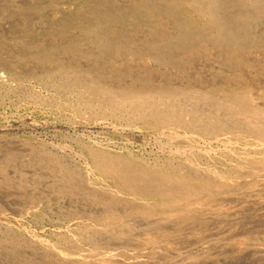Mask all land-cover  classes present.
Returning a JSON list of instances; mask_svg holds the SVG:
<instances>
[{
	"label": "rangeland",
	"instance_id": "374dc122",
	"mask_svg": "<svg viewBox=\"0 0 264 264\" xmlns=\"http://www.w3.org/2000/svg\"><path fill=\"white\" fill-rule=\"evenodd\" d=\"M72 1L63 0L57 48L44 28L0 19V264H264V0H218L217 18L192 8L200 30L186 47L104 48L80 42L79 25L103 18ZM115 1V13L149 34L133 18L136 0ZM127 95L179 111L154 118ZM97 154L188 181H169L179 186L171 206L165 191H134L103 172ZM195 186L202 212L179 192ZM105 227L128 235L99 242Z\"/></svg>",
	"mask_w": 264,
	"mask_h": 264
},
{
	"label": "bare ground",
	"instance_id": "6f19581e",
	"mask_svg": "<svg viewBox=\"0 0 264 264\" xmlns=\"http://www.w3.org/2000/svg\"><path fill=\"white\" fill-rule=\"evenodd\" d=\"M201 1V2H200ZM74 0L72 1L73 4L80 6V7H90L93 11L97 12V14H100L103 19L98 18L94 22L89 23H82L79 25V27L82 29V37L80 38V42H88L90 44H96L98 47H107L108 45L114 46V45H134V44H143V45H155V46H185L190 41V37L197 33V30H200L198 27V23H195L201 19L202 17H212L217 18V11L216 5L218 0H136V5L133 6L134 12L138 11V17L134 15V19L138 22H143V24L146 26L147 31L149 34L140 35L138 33L139 30L135 27V25H130L127 22L130 21V19H125L122 14L115 13L114 9L118 7L116 5L115 0ZM239 3V2H238ZM234 5V4H233ZM232 5V6H233ZM245 5V4H244ZM136 6V7H135ZM241 6V5H240ZM239 6V7H240ZM219 7V5H218ZM245 7V6H244ZM135 8L137 10H135ZM194 8L197 10L199 17L192 14L191 15V9ZM254 8V7H253ZM220 10V9H219ZM249 10V9H248ZM256 10V9H255ZM221 11V10H220ZM246 12V11H245ZM235 13V12H234ZM252 13V12H251ZM63 0H0V19H4V24L10 25V27L15 26V24L22 25L24 29L27 31H32L34 27L44 28L45 31L49 34L50 37V46L53 48H57L60 45H62V28L64 25L63 21ZM97 16V15H96ZM240 16V15H239ZM257 16V15H256ZM240 18V17H239ZM117 21L119 24H114V22ZM231 21V20H229ZM236 21V20H235ZM240 21V20H239ZM243 21V20H242ZM135 23V21H133ZM137 23V22H136ZM210 23V22H208ZM221 23V22H220ZM223 23V22H222ZM234 23V22H233ZM1 24V23H0ZM238 24V22H237ZM258 24V23H257ZM108 25H111L112 31L111 34L105 33L104 29L105 27H108ZM213 25V24H212ZM216 25V24H215ZM4 26V25H3ZM259 26V25H258ZM205 27V26H203ZM239 27V26H238ZM247 27V26H246ZM252 27V26H251ZM6 28V27H5ZM243 28V26H242ZM241 28V29H242ZM237 29V28H235ZM250 29V28H249ZM142 30V28H141ZM209 30V29H208ZM248 30V29H247ZM143 31V30H142ZM218 31V30H217ZM259 31V30H258ZM14 32V31H13ZM248 32V31H247ZM253 32V31H252ZM256 32V31H255ZM199 33V31H198ZM203 33V32H202ZM217 33V32H216ZM215 33V34H216ZM220 33V31H219ZM240 33V32H239ZM251 33V32H250ZM223 34V33H221ZM16 35V34H15ZM230 35V33H229ZM257 35V34H256ZM18 36V35H17ZM203 36V35H202ZM223 36V35H222ZM233 36V35H232ZM259 36V35H258ZM43 37V36H42ZM215 37V36H214ZM241 37V36H240ZM245 37V36H244ZM35 38V37H34ZM33 38V39H34ZM213 38V37H212ZM225 38V35H224ZM243 38V37H242ZM251 38V37H250ZM47 39V38H46ZM193 39V38H192ZM211 39V38H210ZM219 40V38H217ZM36 40H41L40 36H36ZM234 40V39H233ZM244 40V39H243ZM246 40V39H245ZM17 41V40H16ZM79 41V40H77ZM260 41V40H259ZM262 41V40H261ZM215 42V40H214ZM223 42V41H222ZM256 45H259L256 43ZM196 46V45H195ZM76 47V46H75ZM186 47V46H185ZM256 47V46H255ZM150 48V47H149ZM170 48V47H169ZM205 49V47H204ZM222 49V48H221ZM63 50V49H62ZM82 50V49H81ZM100 50V49H99ZM133 50V49H132ZM57 51V50H56ZM83 51V50H82ZM135 51V50H134ZM23 52V51H22ZM75 52V51H74ZM98 52V50H97ZM129 52V51H128ZM138 52V51H137ZM182 52V51H181ZM187 53V51H185ZM111 53V52H110ZM183 53V52H182ZM250 53V52H248ZM54 54V53H53ZM131 54V52H130ZM218 55V54H217ZM99 57V56H98ZM44 58V57H43ZM228 58V57H227ZM84 59V58H83ZM59 60V59H57ZM176 60V59H175ZM187 60V59H186ZM232 60V59H231ZM113 61V60H112ZM226 62V61H225ZM70 63V62H69ZM105 63V61H104ZM241 64V63H240ZM51 65V64H50ZM56 65V64H55ZM71 65V64H70ZM58 66V65H56ZM229 66V65H228ZM50 67V66H49ZM96 69V68H94ZM93 69V70H94ZM56 71V70H55ZM61 71V70H60ZM237 71V70H236ZM62 72V71H61ZM76 72V71H75ZM107 72V71H106ZM238 72V71H237ZM54 73V72H53ZM66 73V72H65ZM64 75V74H63ZM66 75V74H65ZM78 75V74H77ZM118 75V74H117ZM101 76V75H99ZM68 77V76H67ZM152 77V76H151ZM59 78V77H58ZM63 79V78H62ZM96 79V78H95ZM109 79V78H108ZM60 80V78L58 79ZM57 80V81H58ZM91 81V80H90ZM97 81V80H96ZM131 81V80H130ZM26 82V81H25ZM107 83V82H106ZM7 88V87H6ZM31 88V87H30ZM118 88V87H117ZM170 88V87H169ZM68 89V88H67ZM123 89V88H122ZM167 89V88H165ZM171 89V88H170ZM99 90V89H98ZM113 92V91H112ZM204 92V91H203ZM77 93V92H76ZM79 93V92H78ZM110 93V91L108 92ZM164 94V93H163ZM169 94V93H168ZM254 94V93H253ZM76 95V94H75ZM117 95V94H116ZM207 95V94H206ZM215 95V94H214ZM218 95V94H217ZM255 95V94H254ZM151 96V95H150ZM167 96V95H166ZM169 96V95H168ZM65 97V96H64ZM67 97V96H66ZM69 97V96H68ZM99 98H102L101 96ZM167 98V97H166ZM204 98V96H203ZM68 99V98H67ZM126 99L131 105L139 104L140 102H143L144 108H146L147 111H149L150 115H152L154 118H161L166 117L165 120H170L172 117L177 116L176 111H171L168 113H163L160 111L159 107H157V103L149 97H143L142 101L141 99L137 98L134 95H127ZM214 99V97L212 98ZM217 100V99H216ZM82 101V100H81ZM70 102V101H69ZM114 102V101H113ZM173 102V100H172ZM213 102V101H212ZM199 103V102H198ZM197 103V105H198ZM113 104V103H112ZM122 104V103H121ZM168 104V103H167ZM183 104V103H182ZM204 104V103H203ZM108 105H111L108 104ZM119 105V104H118ZM123 105V104H122ZM195 105V104H194ZM141 106V105H140ZM116 107V106H115ZM173 107V106H172ZM205 107V106H204ZM207 107V106H206ZM110 108V106H109ZM129 108V107H128ZM182 108V107H181ZM262 108V107H261ZM113 109V107H112ZM118 109V108H117ZM140 109V108H139ZM184 109V108H183ZM203 109V108H201ZM200 110V109H199ZM119 111V110H118ZM205 111V109H204ZM221 112V111H220ZM224 112V111H223ZM125 113V112H124ZM182 113V112H181ZM180 113V114H181ZM200 113V112H199ZM189 114V113H188ZM192 114V113H191ZM132 115V114H131ZM221 115V114H220ZM229 115V114H228ZM127 116V115H126ZM191 116V115H189ZM197 116V115H196ZM201 116V115H200ZM264 116V115H263ZM125 117V116H124ZM128 117V116H127ZM225 118V117H224ZM239 118V116H238ZM248 118V117H247ZM178 119V117H177ZM190 119V118H189ZM201 119V118H200ZM221 119V118H220ZM252 119V118H251ZM32 120V119H31ZM239 120V119H238ZM259 120V119H258ZM261 120V119H260ZM179 122V121H178ZM211 122V121H210ZM241 123V122H240ZM244 123V122H243ZM260 123V122H258ZM193 124V123H192ZM247 124V123H246ZM176 125V123H175ZM201 125V124H200ZM208 125V124H207ZM241 125V124H240ZM254 126H257L254 124H251ZM248 126V125H247ZM183 127V126H182ZM242 127V126H241ZM203 128V127H202ZM248 128V127H247ZM234 130V129H233ZM237 130V129H236ZM254 131V130H253ZM218 132V131H217ZM263 132H261L262 134ZM250 135V134H249ZM258 135V134H257ZM256 136V135H255ZM260 137V136H258ZM3 139V138H2ZM243 140V139H242ZM1 141V140H0ZM245 141V140H244ZM255 141V140H254ZM232 142V141H231ZM240 143V142H239ZM260 145V144H259ZM258 145V146H259ZM35 146V145H34ZM97 146V145H96ZM16 147V146H15ZM23 147V146H22ZM31 147V146H30ZM28 148V147H27ZM35 148V147H34ZM42 148V147H41ZM89 148V147H87ZM10 149V148H9ZM86 149V148H85ZM2 150V149H1ZM11 150V149H10ZM37 150V149H36ZM93 150V148L91 149ZM95 150V149H94ZM262 150V149H261ZM3 151V150H2ZM32 151V150H31ZM104 151V150H103ZM89 152V151H88ZM105 153V152H102ZM9 155V154H8ZM261 155V154H260ZM33 158V157H32ZM39 158V157H38ZM41 158V156H40ZM96 159V162L100 169L109 174L113 175L119 178L121 182H123L125 185L133 189L134 191L143 192L148 191L150 189V186L153 189V192L156 194L158 193H164L162 191H165V194H168L169 202L171 206L175 205L177 201H179V198H172L171 197H177V190H179V186L175 184L185 185L188 180H180L179 177H172V172L170 173L168 180H163L162 177L156 173L155 171L147 168H138L134 165H131L129 163H126L124 161L116 160L108 158L104 155L97 154L94 156ZM243 159V158H242ZM263 159V158H262ZM264 161V160H262ZM7 163V162H6ZM238 164V163H237ZM245 164V163H244ZM2 166V164H0ZM261 165V164H260ZM0 166V167H1ZM252 166V165H250ZM263 166V165H262ZM3 167V166H2ZM64 167L63 165H60V168ZM254 167V166H253ZM59 168V169H60ZM57 169V168H56ZM155 169V168H154ZM9 170V169H8ZM156 170V169H155ZM191 168H186L182 172L184 176H189L188 174H191L190 172ZM30 174H31V170ZM62 171V170H61ZM67 175H71L70 170H65ZM246 171V170H245ZM254 171V170H253ZM257 171V170H256ZM11 175V170H9ZM179 172V171H178ZM262 172H264V168L262 169ZM260 172V173H262ZM6 173V172H5ZM62 173V172H61ZM76 173V172H75ZM250 173V172H249ZM248 173V174H249ZM35 174V173H34ZM45 174V173H44ZM48 174V172H47ZM46 174V175H47ZM65 174V173H63ZM77 174V173H76ZM195 174V173H193ZM263 174V173H262ZM37 175V174H36ZM4 176V175H3ZM21 176V175H20ZM30 176V175H29ZM64 176V175H63ZM182 176V175H181ZM193 176V175H192ZM196 176V175H195ZM214 176V175H213ZM248 176V175H247ZM24 177V176H23ZM37 177V176H36ZM60 177V176H59ZM172 177V178H171ZM264 177V176H263ZM44 178V176H43ZM55 178V177H54ZM74 178V177H73ZM76 178V177H75ZM74 178V179H75ZM183 178V177H181ZM192 178V177H191ZM202 178V177H201ZM200 178V180H201ZM209 178V177H208ZM246 178V177H245ZM261 178V177H260ZM1 179V178H0ZM4 179V178H3ZM26 179V178H25ZM34 179V178H33ZM67 179V178H66ZM190 179V178H189ZM17 180V179H16ZM19 180V179H18ZM30 180V179H29ZM56 180V179H55ZM77 180V179H76ZM210 181H207L208 186H212L214 184V181L211 179H208ZM245 180V179H244ZM264 180V179H263ZM52 181V180H51ZM62 181V180H61ZM169 181L174 182V185H169ZM192 181V180H191ZM196 181V180H195ZM249 181V180H248ZM22 182V181H21ZM42 182V181H41ZM44 182V180H43ZM83 182V181H82ZM64 182H61L63 184ZM165 184L168 185L166 187ZM193 183V182H192ZM231 183V182H230ZM12 184V183H11ZM16 184V183H14ZM41 184V183H40ZM43 184V183H42ZM48 184V183H47ZM60 184V186H61ZM72 184V183H71ZM262 184V182H261ZM30 185V183H29ZM195 185V184H194ZM199 185V184H198ZM202 185V184H200ZM228 185V184H227ZM226 185V186H227ZM42 186V185H41ZM44 186V185H43ZM46 186V184H45ZM81 186V185H80ZM222 186V185H221ZM225 186V187H226ZM239 186V185H238ZM9 187V186H8ZM21 187V186H20ZM40 187V186H39ZM71 187V186H69ZM76 187V186H75ZM126 187V186H124ZM190 187V186H189ZM202 187V186H201ZM200 187V188H201ZM245 186H242L244 188ZM19 188V187H18ZM27 188V187H26ZM72 188V187H71ZM82 188V187H81ZM204 188V187H203ZM217 188V187H216ZM219 188V187H218ZM9 189V188H8ZM22 189V188H21ZM74 189V187H73ZM76 189V188H75ZM224 189V188H222ZM32 190V189H31ZM235 190V189H234ZM6 191V190H5ZM11 191V190H10ZM17 191V190H16ZM76 191V190H75ZM81 191V190H79ZM84 191V190H83ZM95 191V190H94ZM167 191V192H166ZM212 191V190H210ZM15 192V191H14ZM40 192V191H39ZM62 192V191H61ZM182 195L185 197H191L186 202L185 205H197L199 197L196 195L200 192L198 187H191L187 188L185 191H179ZM207 192V191H206ZM204 192V193H206ZM222 192V191H221ZM225 192V190H224ZM2 193V192H1ZM80 193V192H79ZM82 193V192H81ZM84 193V192H83ZM92 193V192H91ZM255 193V190H249L246 192H242L240 195L232 196L238 201L243 200V198H250ZM12 194V193H11ZM87 196L88 192H86ZM226 194V193H225ZM228 194V193H227ZM5 195V193H4ZM24 195V194H23ZM34 195V194H33ZM207 195V194H205ZM233 195V194H232ZM40 196V195H39ZM42 196V195H41ZM93 196V195H92ZM216 196V195H215ZM227 196V195H226ZM38 197V196H37ZM207 197V196H206ZM7 198V197H6ZM23 198V196H22ZM40 198V197H39ZM45 198V197H44ZM90 198V197H89ZM209 198V197H207ZM218 198V197H217ZM223 198V197H222ZM3 199V198H2ZM10 199V198H9ZM201 199V198H200ZM93 200V199H91ZM155 200V199H154ZM208 200V199H207ZM212 200V199H211ZM219 200V199H218ZM6 201V200H5ZM16 201V200H15ZM134 201V200H133ZM10 202V201H9ZM132 203V202H131ZM141 203V201H140ZM144 203V202H143ZM184 203V202H183ZM234 203V202H233ZM21 204V203H20ZM37 204V203H35ZM179 204V203H178ZM181 204V203H180ZM202 205H211L210 202L202 201ZM236 204V203H235ZM234 204V205H235ZM23 205V204H22ZM219 205V204H218ZM226 205V204H225ZM230 205V204H229ZM241 205V203L239 204ZM246 205V204H245ZM248 205V204H247ZM252 205V204H250ZM34 206V205H33ZM32 206V207H33ZM36 206V205H35ZM198 206V205H197ZM237 206V205H236ZM15 207V206H14ZM193 207V206H192ZM190 207V209H192ZM25 208V207H24ZM197 208V209H196ZM194 210L198 212H202V208L200 206L196 207ZM200 208V209H199ZM179 209V208H178ZM18 210V209H17ZM20 210V209H19ZM18 210V211H19ZM111 210V209H110ZM176 210V209H175ZM243 210V209H242ZM261 210V209H260ZM15 211V210H12ZM233 212V211H231ZM244 213V211H242ZM250 212V211H249ZM261 212V211H260ZM263 212V211H262ZM119 213V210H118ZM236 213V212H235ZM239 214L240 215H243ZM258 213V212H257ZM264 213V212H263ZM13 214V213H12ZM179 214V213H178ZM177 214V215H178ZM226 214V213H225ZM230 214V211H229ZM250 213H247V215ZM16 215V213H15ZM123 215V213H122ZM125 215V214H124ZM246 215V212L245 214ZM243 215V216H244ZM253 218L254 215L250 214ZM262 215V214H261ZM17 216V215H16ZM15 216V217H16ZM230 216V215H229ZM233 216V215H232ZM238 216V215H237ZM131 217V216H130ZM250 217V216H249ZM249 217H243V218H249ZM114 220V219H113ZM111 220L112 222H114ZM135 220V219H134ZM148 220V219H147ZM146 220V221H147ZM249 221V219H247ZM124 221V220H123ZM151 223L156 222L155 219H149L148 220ZM252 221V220H251ZM125 222V221H124ZM137 222V221H136ZM143 223V222H142ZM146 224V223H145ZM155 224V223H154ZM134 225V224H133ZM151 225V224H150ZM95 226V225H94ZM141 227V226H140ZM142 228V227H141ZM87 229V228H86ZM123 229H126V227ZM130 230V228H127ZM119 230V229H118ZM83 231V230H82ZM91 231V230H90ZM132 231V230H131ZM125 230L120 231H113L110 228L105 227L100 234H98V241H105L111 238L112 241L115 240V238L119 236H125L128 234H124ZM131 233V232H130ZM240 235V234H239ZM89 236V235H88ZM86 236V237H88ZM235 236V235H234ZM237 237V236H236ZM85 238V237H84ZM226 238V237H225ZM86 239V238H85ZM69 240V239H68ZM90 240V238H89ZM12 241V240H11ZM78 241V240H77ZM116 241V240H115ZM8 244V243H7ZM89 244V243H88ZM89 246V245H88ZM213 246V245H212ZM224 251H227V248H229L225 243H223ZM257 246V245H256ZM47 247V246H46ZM80 248V247H79ZM257 248V247H256ZM55 249V248H53ZM262 249V248H260ZM18 250V249H17ZM72 250V249H70ZM75 250V249H74ZM13 251V250H12ZM21 252V250H19ZM249 252V251H248ZM253 252V251H252ZM228 253V251H227ZM247 253V252H246ZM255 253V252H253ZM2 254V253H1ZM82 254V253H81ZM94 254V253H93ZM252 254V253H251ZM250 254V255H251ZM241 256V255H240ZM254 256V255H253ZM242 257V256H241ZM251 257V256H250ZM66 258V257H65ZM86 258V257H85ZM108 258V256H107ZM176 258V257H175ZM63 259V258H62ZM69 261V259H67ZM177 260V259H176ZM174 260V261H176ZM71 261V260H70ZM111 261V260H110ZM173 261V260H172ZM42 263V262H41ZM195 264V263H193Z\"/></svg>",
	"mask_w": 264,
	"mask_h": 264
}]
</instances>
